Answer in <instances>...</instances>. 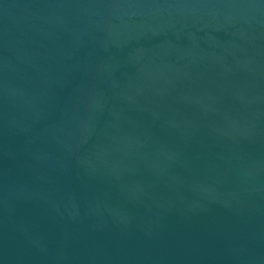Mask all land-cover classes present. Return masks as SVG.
<instances>
[{
	"label": "water",
	"instance_id": "water-1",
	"mask_svg": "<svg viewBox=\"0 0 264 264\" xmlns=\"http://www.w3.org/2000/svg\"><path fill=\"white\" fill-rule=\"evenodd\" d=\"M0 264H264V0H0Z\"/></svg>",
	"mask_w": 264,
	"mask_h": 264
}]
</instances>
